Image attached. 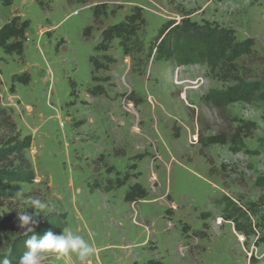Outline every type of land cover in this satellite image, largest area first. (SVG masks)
<instances>
[{
    "label": "rangeland",
    "instance_id": "374dc122",
    "mask_svg": "<svg viewBox=\"0 0 264 264\" xmlns=\"http://www.w3.org/2000/svg\"><path fill=\"white\" fill-rule=\"evenodd\" d=\"M101 3L115 12L104 18L103 27L123 21L135 7L142 9L146 26L138 36L140 53L125 56L114 41L107 56L115 63L92 75L89 57L100 33L85 41L82 32L92 24L90 9ZM14 15L29 20L30 27L22 58L0 50V108L10 113L22 136L32 137L26 157L35 182L20 186L16 198L0 200V218L14 219L13 229L6 222L0 226V257L10 251L8 242L25 235L18 214L27 210L37 222L61 220L84 237L96 249L88 264H264V99L228 107L231 117L254 123L256 131L244 140L241 153L209 147L215 169L209 176L199 146L190 144L197 130L187 107L198 109V131L212 128L203 135L208 136L217 129L216 118L202 109L200 98L234 84L213 80L204 65L154 63L149 50L166 22H179L182 15L215 21L233 29L239 41H255L263 63L244 60L243 66L250 74L246 82H258L264 93V0H92L85 5L13 0L9 7L0 2V28ZM60 39L65 44L56 49ZM23 73L30 75L28 85L12 81ZM95 86L105 95L91 96L87 89ZM173 128L178 139L171 138ZM105 166L114 172L108 174ZM126 175L127 185L117 188L116 179ZM135 182L148 196L126 204L124 193ZM28 198L48 203L50 211L35 212L25 204ZM202 213L210 218L202 220ZM42 264L80 262L75 255L49 254Z\"/></svg>",
    "mask_w": 264,
    "mask_h": 264
},
{
    "label": "trees",
    "instance_id": "16d2710c",
    "mask_svg": "<svg viewBox=\"0 0 264 264\" xmlns=\"http://www.w3.org/2000/svg\"><path fill=\"white\" fill-rule=\"evenodd\" d=\"M92 0H67L69 5H85ZM2 6L9 7L13 0H0ZM45 11H50L51 7L40 4ZM92 24L86 26L82 32V38L85 41L92 39L94 31L100 33L99 42L94 46V55L89 57L91 65V74L99 71H107L109 66L115 63V60L107 56L112 48V43L118 41V45L125 56L142 51V43L139 41V33L146 26V21L141 8L135 7L126 15L123 21L103 27V20L110 14L114 15V10H109L105 3L96 4L91 9ZM30 27V21L23 19L19 15H14L7 23L0 28V50L5 55H16L23 57L24 45L27 41V32ZM65 44L60 39L56 46L58 49ZM255 41L251 38L239 41L233 29L219 25L215 21L202 20L200 22L192 21L188 15H182L179 22L169 21L164 23L153 41L150 43L149 50L154 63L176 61L179 66L204 65L208 75L218 83L223 85L232 82L234 85L220 90H212L200 98L202 109L215 115L217 127L216 131L205 135L199 130L201 122L198 109L188 105L187 118L195 126L197 134L190 142L191 145L199 146V156L205 160L209 166L208 175L212 176L214 172V162L207 149L211 146H226L232 154H238L245 150L244 140L252 137L256 131L254 123L231 117L228 107L235 103H251L255 99H264V93L258 82L247 83L246 78L250 77L249 70L243 66L244 60H250L259 64L263 59L257 55L254 50ZM12 81L22 85L30 83V75L23 73L12 76ZM94 78H92V81ZM98 81V80H94ZM99 82H102L100 80ZM72 89L75 83L70 82ZM87 92L95 97L105 95L101 86H95L87 89ZM179 130L173 128V139H178ZM32 137L22 136L18 130L10 113L0 108V200H9L16 198L20 186H32L35 182V173L32 165L26 157V152L30 149ZM144 156H137L136 160L142 161ZM104 166V165H103ZM108 174L114 172L113 168L105 166ZM211 167V168H210ZM135 171L136 165L130 166ZM97 167H94V171ZM137 177L141 173H136ZM129 176H125L121 181L116 179V187L126 186ZM148 191L138 182L127 187L123 196V202L126 204H135L147 198ZM250 207L252 204L249 205ZM202 220L210 218V214L202 213ZM37 222L33 231L25 235L15 236L9 243L10 251L3 254L12 261V264H18L25 248V241L31 235L43 236L47 231L54 234H60L64 228L63 222ZM6 222L9 228L13 229L14 219L12 216L0 218V226ZM237 231L238 228H235Z\"/></svg>",
    "mask_w": 264,
    "mask_h": 264
},
{
    "label": "clouds",
    "instance_id": "9594fccd",
    "mask_svg": "<svg viewBox=\"0 0 264 264\" xmlns=\"http://www.w3.org/2000/svg\"><path fill=\"white\" fill-rule=\"evenodd\" d=\"M35 212L46 214L50 211L49 204L39 198H28L25 201ZM18 219L20 227L26 229L25 234L33 231L30 225H35L37 220L27 210L19 212ZM26 251L19 259L18 264H42V261L49 254L58 256L75 255L80 264H88L89 259L95 255L96 249L81 235L69 228H64L62 234H54L47 231L43 236L31 235L25 241ZM0 264H12V261L5 255L0 259Z\"/></svg>",
    "mask_w": 264,
    "mask_h": 264
}]
</instances>
